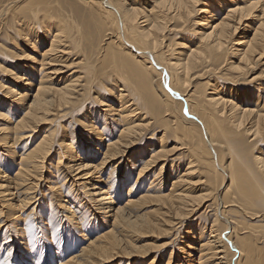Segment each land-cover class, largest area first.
<instances>
[{"label":"bare ground","instance_id":"bare-ground-1","mask_svg":"<svg viewBox=\"0 0 264 264\" xmlns=\"http://www.w3.org/2000/svg\"><path fill=\"white\" fill-rule=\"evenodd\" d=\"M0 35V264L144 258L173 229L161 264H264V0H0Z\"/></svg>","mask_w":264,"mask_h":264},{"label":"rangeland","instance_id":"rangeland-1","mask_svg":"<svg viewBox=\"0 0 264 264\" xmlns=\"http://www.w3.org/2000/svg\"><path fill=\"white\" fill-rule=\"evenodd\" d=\"M2 36V37H1ZM3 37H5V35H0V39L1 40H4V41H6V42H8L9 40L5 37V38H3ZM9 43H10V41H9ZM23 48H25V46H23ZM26 50H27V47H26ZM28 53V52H27ZM7 59H9L10 60V58H6V57H1L0 56V60H3L4 61V64H5V66H6V68H8V69H13L14 67V65H13V63H16V61H14V60H10V61H12V63L11 62H8L7 61ZM19 61L18 62H20V59H18ZM10 64V65H9ZM263 68V66L262 67H259V69H257L256 70V72L254 71V75H257V74H259L260 73V70ZM252 74V75H253ZM9 74H2V76L0 75V79H2V81L3 82H5V84H8L9 85V83L11 82V77L9 76ZM7 80V81H6ZM10 81V82H9ZM256 83H258V82H256ZM256 87H257V85H255L254 86V89H256ZM253 88V87H252ZM251 88V86H250V88L249 89H251L252 91H253V89ZM259 92H260V96H262V97H260V101L261 102H263L262 100H264L263 98H264V90H263V88L261 89L260 87H259V91H258V94H259ZM262 92H263V95H262ZM0 102H1V100L2 101H4L5 100V97H1L0 96ZM3 104V103H2ZM0 105V108H3V105ZM102 109V108H101ZM263 113H264V109H263ZM71 117H73V119H71L70 120V118H69V121H71V124H74V121H76L77 120V118H80L79 117V115H77V113L75 114V115H72ZM74 120V121H73ZM1 122L2 121H0V126H2L1 125ZM159 128V127H158ZM158 128H156V129H154L153 131H151V133L153 132L154 133V135L155 136H158V135H161V133H162V129H158ZM157 130V131H156ZM156 132V133H155ZM151 133H149V136L148 137H151V138H153V134H151ZM158 134V135H157ZM169 137V138H168ZM171 137H173L171 134H169L168 133V135H167V141H165L166 143H165V145H166V148L167 149H170V147H171V149H172V147L173 146H175L176 145V142L175 141H172V139H171ZM31 144V143H30ZM168 146V147H167ZM175 152V153H174ZM173 152V154H170L168 157H169V160H176L177 158H179V157H181L182 156V154H181V151L180 150H177V151H174ZM6 156V157H5ZM7 156H9L8 155V153L7 152H5L4 150H0V157H1V160H5V159H7L8 160V157ZM185 156V155H184ZM172 159H171V158ZM181 160H183V159H179L178 161H181ZM181 162H183V161H181ZM171 163V162H170ZM181 167L183 168V163H181ZM48 170L49 171H52V169H50L49 168V165H48ZM63 174V173H62ZM167 176H168V178L166 177V181H164L163 183L165 184L164 186H168L169 187V183H170V181H169V172L167 173ZM46 177H48V178H46ZM45 179V180H44ZM51 179L53 180V182H51ZM168 179V180H167ZM57 180H59L58 181V183H60V178H51L50 177V175H49V173L46 171L43 175H42V178H41V182H40V185H38V189H40L39 190V192H42V193H44L46 196H48V193H49V183L51 184V185H57L58 183H57ZM42 185V186H41ZM201 187H203V186H201ZM39 196V195H38ZM37 196V197H38ZM209 201H207L204 205H202V206H199V208H196V210L193 212V213H191L189 216H188V218H186L185 219V225H187V224H190L191 222H193L195 225L197 224V222H199V221H201L200 219H204V217L205 216H207V214L208 215H211V213H212V208H213V206L211 207V206H208V207H206L207 205H209ZM41 204V206H42V208H44L45 209V202H41L40 203ZM41 210V207L39 206L38 207V210ZM51 210H53V208L51 209ZM29 211V209L28 210H26L25 209V211L22 209V214H26L27 212ZM47 212H48V218H49V220L48 221H50L49 223H50V225H53V228L55 227V232H56V234L58 235H61L62 234V232H73V230H74V228L71 230L70 229V227H69V224H68V222H67V220H65L64 218H62L61 217V212L60 211H58V213H53L52 215H51V211H50V209H47L46 210ZM50 211V212H49ZM54 212V211H53ZM91 211H88L87 213L88 214H85V216H86V218L85 219H87V220H89V221H96L97 220V215H95V214H93V212H92V214L90 213ZM193 214V215H192ZM92 215V216H91ZM1 216V215H0ZM33 216H36L35 214L33 215ZM96 216V217H95ZM101 216V215H100ZM191 216V217H190ZM99 217V216H98ZM1 218V217H0ZM62 218V219H61ZM3 219V218H2ZM31 220H33V218L31 217L30 218ZM61 219V220H60ZM188 220V221H187ZM33 221H35V218H34V220ZM36 225H34L35 227L37 226V219H36ZM207 222L209 223V221L207 220ZM3 223H5V221L3 222ZM7 225V224H6ZM6 225L4 226V227H0V239H1V237H2V234L4 233V231H5V228H6ZM197 226V225H196ZM59 227V228H58ZM182 231V230H181ZM180 231V232H181ZM175 232H177V230H172V231H166L165 232V234H163L164 232H162L161 234H159V235H156V232L154 233V235L155 236H158V238H156L155 236H144L143 238H144V241L142 240V241H140V242H137L138 244H141V243H149V244H147L148 246H149V248L150 249H152V251L150 250V252L147 254V256L145 257L144 256V258H142V257H140V256H135L134 257V259H127L126 257H124L123 255H121V254H118L117 256L115 255V257H113L112 259H110L109 261H107V262H105V264H136V263H138V264H140L141 262H143V261H148L150 258H152V256H154V255H158L159 256V260H158V264H159V262H160V264L163 262V259L162 258H165L167 255H168V252L171 250V249H174V252H176L175 253V255H180L181 253L179 252V247L180 246H182L183 244V242H181V241H186V239H185V236H186V234L184 233V234H182L183 236H184V238H180V236H179V234H177V233H175ZM185 232V231H184ZM35 233H36V235L38 236L37 238H40V234H39V229H36L35 230ZM175 233V234H174ZM5 234V233H4ZM174 234V235H173ZM57 235H56V237H57ZM142 238V239H143ZM146 238V239H145ZM172 238V239H171ZM261 240V239H260ZM262 241V240H261ZM261 241H257L258 242V244H260L261 243ZM153 242V243H152ZM163 242H169V244L165 247L166 248V251L165 252H162L163 251V249H160L159 251H157L158 249V246H160L161 244H163ZM174 244V245H173ZM57 245V244H56ZM158 245V246H157ZM5 246V245H4ZM4 246L1 244L0 245V248H1V250L2 251H4V253H5V250H4ZM36 246H40L41 247V250L42 249H44V248H42V246H44V243L42 242V241H38V243H37V245ZM147 246V247H148ZM173 247V248H172ZM154 250V251H153ZM156 251V252H155ZM46 252V250L44 251V253ZM167 253V254H166ZM195 253V250H194V252H191V254H194ZM12 258V257H11ZM142 259V260H141ZM132 260V261H131ZM139 260H141V261H139ZM157 264V263H156Z\"/></svg>","mask_w":264,"mask_h":264}]
</instances>
